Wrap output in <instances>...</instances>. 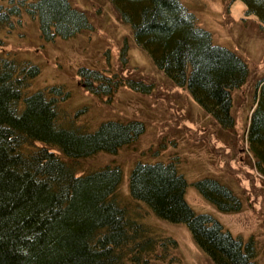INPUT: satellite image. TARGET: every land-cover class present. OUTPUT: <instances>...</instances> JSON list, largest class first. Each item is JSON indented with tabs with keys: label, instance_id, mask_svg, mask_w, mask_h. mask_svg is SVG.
<instances>
[{
	"label": "trees",
	"instance_id": "1",
	"mask_svg": "<svg viewBox=\"0 0 264 264\" xmlns=\"http://www.w3.org/2000/svg\"><path fill=\"white\" fill-rule=\"evenodd\" d=\"M105 1L153 66L221 129H232V93L249 77L241 56L216 45L179 0ZM223 1L241 2L244 20L256 19L264 33V0ZM22 11L36 21L44 42L92 30L87 14L69 0H16L0 10V22ZM38 75L31 63L0 56V264H172L167 259L175 243L155 230L154 219L185 226L211 264H264V248L252 238L243 242L213 217L191 210L177 162H136L125 196L119 191L121 166L84 167L99 154L115 156L134 143L143 124L106 121L90 129L79 111L69 113L63 88H33ZM77 75L90 94L112 95L123 85L148 90L141 81L116 75L86 69ZM255 88L247 144L264 177V78ZM194 187L220 213L241 209L216 180L205 178Z\"/></svg>",
	"mask_w": 264,
	"mask_h": 264
},
{
	"label": "rangeland",
	"instance_id": "2",
	"mask_svg": "<svg viewBox=\"0 0 264 264\" xmlns=\"http://www.w3.org/2000/svg\"><path fill=\"white\" fill-rule=\"evenodd\" d=\"M15 1H0V8L15 5ZM69 1L87 14L91 31L69 40L44 42L36 21L22 11L8 22H0V56L38 67L33 88H63L68 94L69 113L79 111L80 122L90 129L106 121L143 124V133L134 143L115 156L99 154L87 160L84 167L121 166L124 176L119 191L125 196L129 171L136 162H177L178 172L187 183L185 201L191 210L213 217L243 242L252 238L262 250L264 177L257 173L247 144L249 121L258 94L255 84L264 78V33L256 19L244 20L245 7L239 1L179 0L199 25L212 34L216 45L241 56L248 67L247 83L232 93L233 128L223 130L187 91L174 87L134 45L130 29L119 21L109 3ZM85 69L105 78L116 75L121 80L141 81L148 85V90L139 93L123 85L112 95L99 91L90 94L85 91L83 78L77 75ZM205 178L229 188L239 200L240 211L220 213L207 203L194 187ZM152 224L162 236L174 241L175 249L168 252L167 259L174 260L172 264H211L185 226L157 219Z\"/></svg>",
	"mask_w": 264,
	"mask_h": 264
}]
</instances>
